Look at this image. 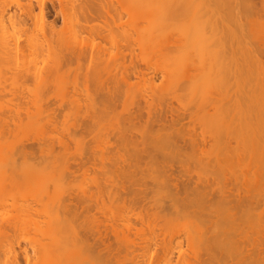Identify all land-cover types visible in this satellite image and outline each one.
Wrapping results in <instances>:
<instances>
[{
	"label": "bare ground",
	"instance_id": "obj_1",
	"mask_svg": "<svg viewBox=\"0 0 264 264\" xmlns=\"http://www.w3.org/2000/svg\"><path fill=\"white\" fill-rule=\"evenodd\" d=\"M6 1L7 0H0V3L5 2L4 4H6ZM22 1L23 0H16V6L20 14L18 16H11L9 19L7 16L5 19L4 16L11 9V6L7 7L8 4H1L0 6V9H2L0 10V54H5V56L4 54L0 56L6 58L11 55V57H13L15 53L19 54L21 51L24 53L25 51L22 49V44L27 43L28 45H25L31 47V49L33 47L35 48V51L33 49L30 51L29 47L26 49L25 46H23V48H25L26 51H30V53H33V51L36 53L38 50L39 52L46 51L47 54H50H48L49 57L53 53L52 56L54 55L57 59H55V62H58H54L55 67H57V64L60 65H58L59 69L58 67H52L54 70L51 69V71H55V69L60 70L63 67L61 65H65L64 63L67 61L66 57L60 58L55 55L65 50L70 57L68 59L69 61H67L68 63H73L74 61L79 62V65H81V63H86L89 75H95V77L89 76L90 78L88 79L87 73H84L86 76L82 74L87 77L88 81L90 80V86L94 85L95 87V89L93 86L91 88L88 87V90H90L86 93L87 97L90 98L89 101L92 99L90 101L91 104L93 103L96 106V94H100V108L97 109L100 110L101 113L99 116H104L105 120L106 117L108 120L116 118V114L120 116L123 111H120V115L118 114V103H120L124 97H131L133 92L134 96L136 95V97L141 100L140 102H143V105L145 104L142 107L139 106L138 110L133 112L130 111L126 115L124 112L127 111H124L123 115H121L122 119L121 116L120 119L116 118V120H120L119 123L116 124L119 126L118 129H120L117 133L118 138H116L118 142L167 141L166 144L169 146L171 154L173 153V157L179 154L177 158L181 156L182 158L180 160L183 161V156L187 155L184 154V151L187 152L189 150L185 149L186 146L184 145L190 146L189 148L194 152L197 150L199 151L201 144H203V142L201 143L198 140L230 139L228 141L222 140L223 143L220 141L223 145L224 153H228L227 155H229V153L233 154V161H235V163L237 162L236 164L240 167L244 166L242 164L240 165V163L245 160V167L247 170L249 169L248 171L250 173L247 172L245 175L235 174L236 184L233 183L235 184V193L230 189L228 190L225 186L218 188L217 191L213 190L216 191L213 192L212 189L209 188L213 187L208 186V183L205 184V186L198 184H195L196 186L194 185V187L190 184L184 186L187 181H184V187L179 188L182 184L179 183L180 180H176L178 183L171 184V187L167 184L163 187V189H166L156 191L150 188L149 185L144 184L145 186H143L142 180H138L135 176L136 174L132 173V171L130 172L131 168L126 166L124 169H121L124 170L123 172L121 171L122 175L120 174L118 179L116 178L114 181L112 180L113 182L111 181V186L106 183L107 181L105 182L104 186L109 185L111 192L104 193V190L101 192V189L100 192L96 191L95 193H99L97 196L95 195L96 203L93 201L96 206L93 204L94 206L89 205V207L83 208H81L82 206L79 204L74 206L72 201L74 199L70 197H64V199L62 198L63 196L57 197L59 204L55 207L47 206V201H49L51 197L50 191L45 189V187L44 189L40 188L42 190L37 187V189H32L30 192L28 190L22 201L14 199L9 201V197L6 199L5 196L2 197L3 195H0V260L5 258L4 263L7 264H32L31 261H35L33 262L34 264H264V183L258 181L260 178H263L264 181V175H262V171L264 172V0H194V2L192 1L194 8L189 6L188 11H184L183 9L181 13L180 10L178 12L181 14L179 18L185 20V22H182L184 24L188 22H190L189 24H193L190 25L193 27H190L189 24H185L186 27L188 26L187 29L183 27L181 31L179 30V32H181L179 33L182 39L181 42L178 40L180 36L176 39L178 43L175 42L176 37L174 40L165 42V44L171 42L170 45L166 44L168 49H171H167L168 51L164 52L162 50H166L167 48V46L164 45V41H161L163 48L161 44L158 46L159 49L161 48L160 50L158 48L154 49L156 42L154 47L151 45V49L149 48L150 51H152L153 48V52L159 51V54L163 53L161 56L165 55V52H167L165 59L168 57V59L171 60V57H175L172 61L176 58L178 59L177 56L179 55L181 59H183L182 57L185 58L187 63H185L184 60H182L181 63V60H177L180 66L176 67V60V62L174 61L175 63H172L174 66L173 71H176L175 74L180 75L177 77L178 81L173 72L172 74L169 73L168 65L167 67H160L155 63V60L154 63L152 59H147L152 62H146V59L142 56H140L139 59L136 51L138 49L139 53L143 52L144 45L149 38L144 31L148 33L147 29L153 26L150 24L151 26L149 25V27L146 28L145 25L143 26V24H141V19H137L138 21L136 20V18H138L136 16H140V12H137L135 15L132 8H134L136 2L140 0H134V2L131 0L132 4L134 3L133 7L132 4H130V0H71V3L66 0L65 4L61 0V5H55V0H53V5L50 9L47 8L48 6L45 0H36L41 10L39 17L34 15L33 0L28 1L27 4ZM188 1L191 3L190 0ZM14 2L15 1L12 3ZM181 2V7L185 8L187 6H185V1ZM2 5H4L3 7L5 8H3ZM163 8L165 9V7L162 6V9ZM168 8L167 10H169ZM175 11L177 12V10ZM21 15H24L25 18L23 17L24 19H22ZM141 15L143 17V14ZM50 17H52L51 21L49 20ZM123 17L130 21L121 20ZM57 19L62 21V26L58 24L61 26L60 28L57 26ZM28 21L30 24H34V28H31L30 31ZM131 22L132 26H137L136 29H131V25L129 26ZM134 22H137V24L133 25ZM163 24L161 25L163 26ZM125 26L128 27V29H125ZM162 26H158L159 29H155V27L152 29L155 34L153 35L155 37L157 36L156 40L154 36L150 35L153 41L158 42L160 39L164 38L165 27ZM160 27L163 30H161ZM2 28H4L5 34ZM192 28L194 31L189 30ZM13 29H17L19 33L21 30V33L26 37L23 38L22 34V37L19 36V33L17 34ZM6 30H13L14 32L12 33H16L15 36V34L13 35L10 31L12 39L15 36V41L10 38V34L7 36ZM140 30L141 33L143 32L144 35L146 34V38L148 37L147 40H143L144 44L140 42L142 41V37L140 36H144L143 33L139 35ZM150 30L151 29H149L148 34L151 32ZM158 30L160 33L156 35L157 33L155 31ZM47 31L49 33H47ZM161 31L163 34H161ZM168 31L170 32V30ZM48 34H50V36ZM160 34L162 37L158 40ZM17 38L20 40L19 46H21L22 50L19 49L18 42H16ZM76 38L78 41L83 38L86 41H83L86 45H83L80 49H76V46L79 47L76 45L79 43ZM12 42L17 44L13 45L11 44ZM74 42L75 47L73 46ZM151 42L149 41L150 44ZM158 43L156 45H158ZM148 44L146 43V47H148ZM173 44L174 47H172ZM175 44L178 45L175 46ZM66 45L67 48L65 47ZM86 46L87 48L84 49ZM60 47L62 50H59ZM141 47H143V50H141ZM190 48H193V52H196L193 54ZM111 49H115L114 51L116 52L112 50L113 53H111ZM146 49L148 48H145V50ZM56 50L59 52H57L58 54L54 53ZM181 50L185 52L183 53ZM39 52L38 54L41 56L42 53ZM188 52V56L185 57ZM6 53H8V55H6ZM27 53L29 54V52ZM171 53L173 56H171ZM182 53L183 56L181 55ZM17 54L15 57L16 59L19 57H17ZM169 54H171L170 58ZM190 54H193L192 57L195 59L193 62L191 57L192 66L190 65ZM187 57H189V59H187ZM116 59H118V61ZM19 60L20 59H18V61L16 60L17 64ZM113 60L117 61V64L114 63ZM136 60L139 61L136 62ZM59 61L62 64H60ZM128 61L130 62L129 65L126 64ZM168 63L170 62L168 61ZM20 65L19 67L13 65V69L8 68L7 75L13 78L15 77V79H13L14 81H17V78H26V76L32 80L35 78L38 79V72L37 75L34 69H30V67H28L27 70L25 69V73H23V75L25 74L26 76L21 75L22 73L18 74L21 72L20 70H18V72L16 71L15 74L14 69H19ZM77 67L78 66H76V68L71 67L72 71L73 69L75 72L76 70L79 71V68H81V70L82 68H86V70L83 69L82 71H87L86 66ZM102 67L104 70L100 74L101 77L99 76L97 80L96 73L97 76L99 74L97 70L99 71ZM170 67L172 66L170 65ZM178 67L182 72L177 70ZM172 68L170 71H172ZM190 68L193 73H191V70L188 71ZM28 70L31 72V74H29L31 78L28 76ZM57 70L55 71L56 74L59 72ZM116 71H118L120 76H116ZM177 71L180 72L177 73ZM33 72L35 73L32 74ZM104 73L107 75L106 77L104 76L105 78L102 76ZM159 73L163 74V77L165 76L164 74L169 73V79L171 75V78H176L174 81L172 80L173 82L171 81L172 84H169L171 86L170 89H172V87L175 88L177 85H180L179 88L182 92L185 89L186 92H183V94H185L186 98L189 100L185 97L184 99L187 100V104L188 102L190 103V107L189 104L183 103L186 102L185 100H179L181 96H184L183 94L180 96L176 95V91H172L175 94H173L170 89V91H167L168 87H166V84L170 82L168 81L169 79L167 80L165 77L168 83H166L165 80L164 84L162 82V85L159 84L156 79ZM183 73L184 75H181ZM35 74L37 76H34ZM48 74L50 77V73ZM108 74L110 77H108ZM5 76L4 74V77ZM79 76H81V74H79ZM74 78L76 79L75 76ZM183 78L184 82H181ZM50 79H52V77L49 78V80ZM10 80L12 81L11 78ZM44 80H46V74ZM44 80L42 81L44 82ZM39 81L38 83L42 85L43 82ZM96 84L98 85L95 86ZM92 89L97 90L99 94L96 91L95 93ZM190 89H193V91ZM126 90L132 92L129 94L130 96L126 93ZM164 90L166 92H164ZM76 91L75 89L73 93ZM179 92L177 91V94ZM192 93L193 95L196 93V95L193 96ZM78 94L79 93H77V96ZM170 95L172 98H170ZM191 95L193 99H190ZM75 96L76 94L72 97L70 96L73 99L71 105L72 108L74 107L73 110L78 113L79 107L77 106H80L78 105L80 103L74 106L75 103L73 104V101L75 102L74 99H76V101L78 99V102L80 100L77 96L74 98ZM155 96L156 98L153 99ZM157 96H161V101L164 102V100H166L165 102L167 104L165 105V103H163L166 106L164 113L161 112L156 116L151 113L148 107H150L152 99L158 100ZM167 97L168 99L170 98L168 101ZM190 100H192V102H190ZM175 101L177 103L180 101V105L183 103V106L187 105L189 108H183L185 109L184 111H180L177 108L175 109V107H173ZM93 104L92 108L94 109L95 106ZM110 114L113 115L111 118H109ZM146 114L147 117H145ZM107 115H109V117ZM124 121L127 127L126 124H124L125 127L122 125ZM95 124L98 123L96 122ZM120 124L124 129H122L123 127L120 126ZM74 128L75 130L72 132V135L76 138V140L73 138L74 141L77 142V137L80 136L81 129L78 128V126L76 127V125ZM89 128L90 127L87 126L83 129L87 130ZM113 128L115 127L113 126ZM82 133H84V131ZM239 138H254L258 142L251 140L249 142L252 143V146H249L250 143L248 144L245 140L244 142L246 144L243 140L240 142L241 139ZM231 139L238 143V145L233 147V141ZM181 140H183L182 143L184 145L181 144ZM77 143H79V141ZM240 143H244L245 146V150H242V152L240 151V147H242ZM250 147H253L252 153L254 151V154L249 150ZM14 148L10 149V151L15 150ZM28 148L30 147H24L22 151L23 156L30 155V150H27ZM33 150L35 149L31 150V155H34L38 149L35 152ZM221 153L218 155L220 156ZM224 153L223 156H227L224 155ZM5 156L8 158L7 155ZM23 156L21 154L19 155V153L15 155L17 162L18 159H23L20 164L15 163V159H11L13 162H10L9 159L8 162L2 163L1 160L4 156H2V158L0 157V177L5 176L9 178V180L6 179L3 181L6 182L8 180L9 183L6 182L7 186H5L6 183L5 185H1L2 187L5 186L2 191L5 190L8 193H11L12 189H14V192L15 190L19 191V186H17L19 185L18 183L21 184L24 180V183H26L30 181V179L33 180L34 177H37L35 175L38 174H36L38 171H33V168H35L34 165L32 166L31 163L26 162V160L24 161V159L27 158ZM55 156L56 154L54 157ZM169 156L172 157L171 155ZM175 157L174 159L177 160ZM12 158L14 157L12 156ZM154 160V157L148 159L152 164ZM170 160L173 161L172 159ZM217 160L220 161L216 164L221 166L222 159L217 158ZM151 162H145L147 168L150 167ZM62 164L64 167V163ZM85 164L88 167V164L84 162V165ZM169 164H171V167ZM169 164L167 165L169 166L167 167L168 170L165 169V167L162 168V170H167V172L164 171L163 173H166V177L168 176L167 174H169V180H173L174 176L172 172H174L175 169L172 163ZM179 164L182 165L183 163L181 162L178 163V165ZM223 164L224 163H222V165ZM248 164L250 168L247 167ZM81 165L82 164L78 166H80L83 172L84 166L82 165V168ZM52 167L56 166L54 165ZM75 167L77 168V166ZM217 168L219 167L217 166ZM81 169H79V171ZM252 169H254L255 173H252ZM224 170L222 169V171ZM43 171L45 172L46 168L45 170L43 169ZM79 171L77 169L75 174H79ZM66 173H68L67 170ZM226 173H224V175ZM120 176H123V178ZM60 178L56 180L59 181ZM58 181H56V183ZM96 182L95 184L98 190L101 183L98 185V182ZM209 183H211V181ZM231 183L232 182H230V184ZM139 184L142 189L139 188ZM15 187L17 189H15ZM20 188L21 187H19V189ZM241 191L244 194L243 197L241 196ZM52 195L53 194H51V196ZM92 197L93 196L87 198ZM190 197L196 198V201L193 198L190 199ZM57 198L55 201H57ZM52 199L54 200L55 197L51 198V200ZM60 199L64 200L60 201ZM105 199L112 202L122 200L125 203L124 206L120 207L121 209L117 208V210L112 211L110 207L106 210L104 206L106 202ZM45 206L48 207L47 211H45ZM49 207L53 209L51 212ZM8 211L11 213L9 214ZM94 212L102 217H97ZM152 216H154V220L155 216H157L164 222H171L173 219L175 220L178 217H183L187 219L189 223L186 226L185 232L180 230L175 233L170 227L168 228L167 225L163 224L160 226L156 223L157 221H155L156 224L150 223ZM35 217L36 219L38 217L41 219L42 217V220L40 221L38 218V220L34 221ZM41 222H44L43 224L46 226L45 231L43 230V226L42 228L40 226ZM159 223L161 224V222ZM28 228H31L33 232L37 230L39 233L42 230L41 236L45 233L47 235H43L42 238H46L40 240L41 242L36 244L34 241L29 240L27 236L23 237L25 234L31 232ZM144 228H146V231L143 230ZM133 237L135 238L132 239ZM34 258H38V262ZM6 259H8V262ZM2 262L3 260H1L0 263Z\"/></svg>",
	"mask_w": 264,
	"mask_h": 264
},
{
	"label": "rangeland",
	"instance_id": "obj_2",
	"mask_svg": "<svg viewBox=\"0 0 264 264\" xmlns=\"http://www.w3.org/2000/svg\"><path fill=\"white\" fill-rule=\"evenodd\" d=\"M13 1H15V2L12 3ZM23 1H24V3L27 4L28 1H30V0H23ZM45 1H46L47 6H48L47 8L50 9V7H52V5H53V2H52L53 0H45ZM67 1L69 3H71V0H67ZM132 1L134 2V0H132ZM160 1L162 2V5H161V2ZM181 1H183V2L185 1L184 2L185 3V6L187 5L185 8L184 7L183 8L181 7L182 6L181 5L182 4ZM192 1L194 2V0H190L191 3H189L188 0H178L179 5H180L179 6L177 0H174V2H173V0H163V1L162 0H145V1L144 0H140V1H137L136 4H135V6H134V3L132 4V2L130 0V4H132V7L134 6V8H132V10L134 11L135 15L137 14V12H140V13L142 12L141 14H143V17H142V15L139 13L140 16H136V17H138V18H136V20L137 19L138 20L141 19L140 20L141 21V24H143V26L145 25L146 28L149 27L150 24L153 25V26L150 25L151 28L149 27L147 29L148 33H149V29H151L150 30L151 31L150 34H148L146 31H144V33H146L149 36V38L147 37L148 38V41L146 42L147 44L149 43V41L151 42V40H152V37L151 36H154L155 35L154 32H153V30H152L154 27H155V29H159L158 26H162L161 24H163V22H164V24H163L162 27H165L164 28V30H165V32H164V38L160 39V37H162L161 34H163L162 31H161L162 33L160 34V36H158V40L160 39L158 41L159 43L157 41H153L152 40L151 44L150 43L148 44V47H146L147 45L145 43V45H144L145 47L144 48L141 47V50L144 49L143 52L140 51L141 53H139V51L137 49L136 52H137V54L139 56V59H140V56H142V57H144V59H146V62L147 61L148 62H152L153 61V63H154L156 61L155 63L158 66H160V67H165V66L167 67V65H168L169 66V69L168 68L167 69L169 70V73L170 74H172V72H173V74H175V72H176V71L175 72L173 71L174 70V66H173L172 63H175L177 60H181L180 63L182 62V60H184L185 63H187L184 57H182L183 59H181V57H179L180 55L177 56L178 59L176 58L175 59L176 61L175 60L172 61V59L175 58V57H173V58L171 57V56H173L172 53H171L172 55L169 54V58L171 57V60H169L168 57L165 59L167 52H165V55H163L164 56L163 57V56H161L163 53L162 54H159L160 53L159 51L153 52V50L156 49V48L159 49V47H158V46H160L159 44H161L162 45L161 47L163 48V44H162L163 41H164V45H166L168 43L165 44V42L174 40L175 37H176L175 38V40H176L180 36L179 33H181V32H179V30L181 31V29L183 27H184V29H187L188 26L186 27L185 24H189L190 22L184 24L182 21L185 22V20H182L181 18H179V16L181 15L180 13L182 12L183 9H184V11H186V10L188 11V9H189L188 7L189 6L191 8H194V4H192ZM62 2L65 4L66 0H62ZM142 2H143V4H142ZM4 3L5 2L0 3V6H1V4H4ZM32 4L34 5L33 6L34 7V15H36L37 17H39L40 16L39 14L41 13V10H40V7L38 5V1L33 0L32 1ZM54 4L55 5H61V0L60 1L59 0H55L54 1ZM4 5H7V7L8 6H11V9H12V10L10 9L8 11V13L4 16L5 19H6V16L9 19V17H11V16H18L20 14V12L18 10V7L16 6V0H7L6 1V4H4ZM4 5H2V7ZM160 6H161V8H160ZM162 6L165 7V9L164 8L162 9ZM172 6H173V8H172ZM168 7H170V8H168ZM3 8H5V7H3ZM167 8L169 10H167ZM161 9H162V11H161ZM0 10H2V9H0ZM175 10H177V12ZM146 11H148V12H146ZM179 11H180V13H178ZM144 13H146V14H144ZM166 14H168V15H166ZM23 17H24V15H21V18L22 19L25 18V17L24 18ZM124 17L121 20H125V21L128 20V22L130 21L129 19H127V18L125 19ZM148 17H149V19H148ZM51 18L52 17L49 18L50 21L52 20ZM131 18H132V16H131ZM56 21H57L56 22L57 23V26L60 28L62 26V21H60L59 19H57ZM28 23H29V26H30L29 27V31H30L31 28L32 29L34 28V24L33 23L30 24L29 21H28ZM154 23H156V24H154ZM58 24L61 25V26H59ZM131 24H132V22L129 24V26ZM135 24H137V22L136 23L134 22L133 25H135ZM138 24H139V22H138ZM191 24H189V26ZM139 25H138V27H139ZM126 26H128V25H126ZM126 26H125V29H128L129 26L128 27H126ZM190 27H193V26H190ZM132 28L133 29H136L137 26H132L131 25V29ZM3 29L4 28H2V30ZM139 29H140V27H139ZM0 30H1V28H0ZM13 30H15V29H13ZM13 30H9V31L6 30L7 36H9L10 31H11V33L14 32ZM16 30H15V32H17V34H18L19 33L18 30L17 31ZM141 30L139 32V35L141 33ZM161 30H163V29L161 28ZM168 30H170V32ZM189 30L194 31L193 28L192 29H189ZM182 31H184V30H182ZM3 32L5 34V31L4 30H3ZM21 32L22 31L20 30L19 36H21V34H22ZM155 32L157 33L156 35H158V33H160L159 30L158 31H155ZM29 33H31V32H29ZM47 33H49V32L47 31ZM142 33H141V35H142ZM144 33H143V35H144ZM12 34L13 35L15 34V36H16V33H12ZM39 35H40V33H39ZM48 35L50 36V34H48ZM15 36L12 39V36L10 34V38L13 41L16 40ZM19 36H17V37H19ZM144 36H140V37H142L141 38L142 41H140L141 44H144L143 43V40H147L146 36H145V38H144ZM25 37L26 36L23 35V38H25ZM150 37H151V40H150ZM23 38H22V41H23ZM155 39L157 40V36L155 37ZM26 40H28V39H26ZM80 40H81V43H80ZM178 40H180L179 42H181V40H182L181 39V36L178 38ZM178 40H176L175 42H177ZM19 41L20 40L17 38V41L16 42H18V46L20 45L19 44L20 43ZM77 41H78V39H77ZM83 41H85V40L83 38H81L78 41L80 43V45H79V43L76 44L79 47H77V46L75 47L74 46V44H75L76 41L73 43V46L76 49H78V48L80 49V47L82 48L83 45L84 46L86 45V43H85L86 41L85 42H83ZM155 42H156V44L158 43V45H156ZM170 43L168 45H170ZM11 44L14 45V44H17V43L12 42ZM25 44H27V43H24L22 45L25 46L26 49H28V47H29V46H27L28 44L27 45H25ZM154 44H155V47H154ZM151 45H153L152 47H154V49L152 48V51H150ZM176 45H178V44H175V46ZM23 46H22V49L25 52L23 53L21 51V53H19L21 55V57L17 53H15V56L11 57L12 55L10 54V52H9V54L11 56L10 55L9 56L13 60L10 57H8V56H7L8 57V60H7V57L5 58V57L0 56V157L2 158V156H4V158H2V160H1L2 163L3 162H8L9 159H10L9 160L10 162H13V161H11V159L12 160L15 159V161H16L15 163H19L20 164L22 162L21 160H23V159H21V160L18 159V162H17V159H16L15 155H17V153H19V155L21 154L23 156L22 151H23L24 147L25 146H26V148L27 147H30L31 149L30 148L27 149V150H30V152H29L30 155L29 156H23L24 158L25 157L27 158V159H24V161L26 160V162L31 163L32 166L34 165L35 168L32 167L33 168V171H38V172H36V174L37 173L38 174L35 175L37 177L36 178L34 177L33 180H31V179H30V181L26 180V181H28L26 183H24V181H25L24 180L23 183L22 182H21V184L18 183L19 185H17V186L21 187L22 189L21 188L19 189V187H18V190L19 191H16L15 190V192H14V189H12L11 190V193H8L5 190L2 191L4 189V187L7 186V183L6 182L9 183V181H8L9 178L8 177L6 178L5 176L0 177L2 179V181L0 179V186L2 184L5 185V183H6L5 186L3 185L4 187H2V186L0 187V191H1L0 195L1 196L3 195L2 197L5 196L6 199H8V197H9V199H8L9 201H11L13 199L14 200H18V201H22L23 197H25V195L27 194L26 192H28V190L30 192L32 189L35 190L36 187L38 189H40V188L44 189V187H45V189H48L50 191V197L51 198H54L55 197L54 200L53 199L51 200V198H50L49 201H47L48 202L47 203V206H54L55 207L56 205H58L59 204L58 198L60 196H63L62 198H64V197L65 198L70 197V198L74 199V200H72L73 203H74L73 204L74 206H76V204H79L80 206H82L81 208H83V207H89V205L90 206H94L93 204L96 203V201H95V199H96L95 195L97 196L99 194V193L97 194L95 192L96 191L97 192H100L101 190H102L101 192H103V190H104V193L105 192H109L110 191V186L112 185L111 184V181L112 180L114 181L116 178L118 179L119 175L120 174L122 175V172L124 171V170H121V169H124L126 166L128 168L129 167L131 168L130 172L132 171V173L136 174L135 176L137 177L138 180H142L141 182H142V185L143 186L149 185L150 188L155 189L156 191L157 190L159 191V190L166 189V188L163 189V187H164V185H167V184L170 185L169 187H171V184L178 183V181H176V180H180L179 183H182V184L179 186V188L184 187L185 185H189V184L191 186H193V187H194L195 184L204 185L205 186V184L208 183V186H212L213 187V188L209 187L210 189H212V191L213 190H216L217 191L218 188H221V187H224L225 186L228 190L230 189L232 192L235 193V184H236V176H235V174L245 175L247 172H249L248 171L249 169L247 170V168L245 167L246 166L245 163H244L245 160L240 163V165L242 164L244 166H241L240 167V166H238L236 164L237 162L235 163V161H233V159H232V157H233L232 155L233 154H230L229 153V155H227L228 153L227 154H226V152L224 153L223 145H222L223 141L222 140L225 141L227 139H204V140H198L201 143L203 142L204 145L201 144V147H200V150H199L200 152L197 150L198 152L197 151H194L195 153L193 151H191L192 149L189 148L190 146L188 147V145H184L182 143L183 140H181V144L184 145V146H186L185 149H187V150L189 149V150L187 152L184 151V154H187L188 156L187 155L185 156L183 154L184 155L183 156L184 159H182L183 161L180 160L182 158L181 156L179 158H177L179 154L178 155L176 154V157L174 156L175 158H177V160L179 162L176 159H174V157L172 155L173 153L171 154V150L169 151V146L166 144L167 141L118 142V140L116 138H118V136H117L118 134L117 133H118V130H120V129H118L119 126H117L116 124H118L120 120L118 121V119L116 120V118H119L120 119V116L123 115V112L124 111H127V112H124V114L126 115L130 111L133 112L135 110H138V107L139 106L142 107V106L145 105V104L144 105L142 104L143 102H140L141 100H139L138 97H136V95L134 96V94H133L134 92L132 93V92L126 90V93L128 95L130 93H132L131 94L132 96L125 98L124 95H123L124 98H122V101L120 100L121 102L118 103V105H119V107L117 106V109H118L117 111L119 112L118 114L120 115V111L121 112L123 111L120 116H118L116 114V118H113L111 120H108L107 117H106V120H105V117L104 116L103 117H101L102 115L99 116L101 114L100 113V110H97V109L100 108V106H99V104H100V101H99L100 100V97H99V95L100 94L97 92V90H93L92 89L94 92L96 91L99 94V95L96 94V99L94 98L95 99L96 106L92 103L95 106L94 109L92 108V104L90 102L92 99L89 101L90 98L87 97V94L86 93H87V91L90 90V89L88 90V87L91 88L92 86L94 87V85H91L90 86V84H91L89 82L90 80L89 81L87 80V77L89 79L90 78L89 76H92L93 74L92 75L91 74L89 75L88 67H87V64L86 63L85 64L84 63H81V65H79V62H77V61H74L73 63H71V62L68 63L67 61H69L68 59L70 58L69 55H68V52H66L64 50L65 53H64V51L63 52L60 51V53H59L56 50V52H54V53H57L58 52L59 54L57 53L58 55H55V56H58L60 58H64V57L67 58V61H66L67 62V65H66V62L64 63V61H63V63L65 64V65H61V66H63L62 67L63 69L62 68L60 70L55 69V71L56 70L59 71L56 74L55 71H51V69H53L55 67L54 62H55V59H56V57H54V55L52 56L53 53L49 57L50 54L48 53L49 54L48 55L46 51L39 52V50H38L39 53H42L41 56H40L38 54V52H36L37 54L34 53V51H35L34 50L35 49L34 47L32 48L34 50L33 53L32 52L30 53V51H32L31 47H29L30 48L29 49L30 51H28V50L26 51L25 48H23ZM65 47L67 48V45ZM65 47H63V48H65ZM172 47H174V44L172 45ZM57 48H58V46H57ZM85 48H87V46L84 47V49ZM145 48H148V49L150 48V49L149 50L146 49L147 50V52H146ZM19 49H21V46H19ZM60 49H61V47L59 48V50ZM167 49H168V46H167L166 50L163 49L162 51L163 52L164 51H168L171 48H169L168 50ZM175 49H176V47H175ZM112 50L114 51L115 49H111V53H113ZM174 51H172V52L175 53ZM190 51L193 52V48L192 49L190 48ZM27 52H29V54ZM114 52H116V51H114ZM181 52H183V51L181 50ZM194 52H196V51H194ZM194 52H193V54H194ZM142 53H144V54H142ZM177 53L180 54L179 52H177ZM183 53L181 54L182 56H183ZM1 54H4V53H1ZM16 54H17V57L19 56L17 59L15 58L16 57ZM188 54H189V52L187 53V55H185V57L188 56ZM193 54L192 55L190 54L191 56L189 55L190 56V65L191 66L193 64V63L191 64V57L193 56ZM6 55H8V53H6ZM38 55H39V57H38ZM4 56H5V54H4ZM18 59H20L19 62H18V64L19 65L21 64V65H20V68L19 69L18 68L17 69H14L15 74H16V71L18 72V70H20L21 72L18 73V74H21L22 73L21 75H23V73H25V69L27 70L28 67H30V69H32V70L34 69V71L36 72V74L38 72V74H39V75L37 74L38 75V77H37L38 79H36V78L34 80L29 79L24 74L23 76H26V78L25 77L22 78V79L21 78H17V81H14L13 79H15V77L13 78L12 76L7 75L8 74V72H7L8 68L13 69V67H12L13 65L14 66H17L18 65L17 64ZM147 59H152V61H149ZM187 59H189V57H187ZM192 59H193V62H194L195 59L193 57H192ZM116 60L118 61V59H116ZM117 61H114V63H116ZM138 61L139 60H136V62H138ZM168 61L170 63H168ZM184 61H183V63H184ZM82 62H84V61H82ZM55 63H58V62H55ZM59 63H60V61H59ZM188 63H189V61H188ZM60 64H62V63H60ZM126 64L129 65L130 62L128 61ZM178 64H179V62L177 61L176 67L177 66H180ZM19 65L17 67H19ZM58 65L59 64H57V67H58ZM74 65H75V67H74ZM139 65H141V64H139ZM170 65L173 68L170 67ZM35 66H36V68H35ZM76 66H78V67H82V66L85 67L86 66L87 67V71H84L83 72L82 70L84 68H82V70H81V68H79L82 72L80 70L79 71L76 70V72H75L74 69L72 71L71 67L76 68ZM31 67H33V68H31ZM57 67H55V68H57ZM171 68H172V71H170ZM58 69H59V67H58ZM39 70H40L41 73L39 72ZM84 70H86V68ZM103 70H104L103 67L101 69H99L100 72L97 70V72L99 73L98 76H97V73H96L97 80H98L100 74L103 72ZM177 70H180L179 67L177 68ZM182 70H184V69H182ZM190 70H191V68L188 71H190ZM14 71H12V72H14ZM120 71H119V73H120ZM180 71H177V73H179ZM12 72H10V73H12ZM28 72H29V70H28ZM35 72H33L32 74H34ZM48 73H50V77L48 76L49 75ZM84 73H87L88 76L85 77L86 75ZM115 73H116V76H120L118 74V71H116ZM186 73H187V71H186ZM191 73H193L192 70H191ZM4 74L6 75L5 77H4ZM29 74H31V72L28 73V76H30V78H31V75H29ZM36 74L34 76H37ZM45 74H46V80L48 78L47 81L44 80L45 79ZM79 74H81V76H79ZM82 74H84L85 76L82 75ZM159 74L156 76V79L158 80L159 84L162 85V83L164 84L166 78H167V80L169 79L170 74L169 75L168 74H164L165 75L164 77L162 76L163 74H161V73H159ZM178 75L175 74V77L177 78ZM181 75H184V73L181 74ZM74 76L76 77V79L74 78ZM102 76L103 77L104 76L106 77L107 75H105V73H104ZM191 76H192V74H191ZM9 77L12 79V81L10 80ZM40 77H42L43 79L40 78ZM51 77H52V79L49 80V78H51ZM92 77H95V75L92 76ZM108 77H110L109 74H108ZM171 77H172V75H171ZM171 77L168 80V81H170L169 83L166 80V83H168V84H166L167 85L166 87H168L167 91H170V90H171V92L172 91H174V92L176 91L175 92L176 95H180L181 96V94H183V92H186L185 89L182 92L181 89L179 88L180 85H177L175 88L172 87V89H170L171 86L169 84H172L171 81L172 80L174 81V79H176L175 77H173V78H171ZM39 78H40V81L41 82H43L42 80H44V82L42 83V85L40 83H38ZM184 78H183V80L181 79L182 80L181 82H184ZM176 80L178 81V78ZM1 82H3V83H1ZM135 82H137V81H135ZM9 83H10V85H9ZM177 84H179V83H177ZM97 85L98 84H96L95 86H97ZM157 85H158V83H157ZM44 86H45V88H44ZM75 89L77 91L75 93H73V91ZM94 89H95V87H94ZM190 90L193 91V89H190ZM133 91H135V90H133ZM177 91L178 92L180 91L182 93L179 92L180 94L179 93L177 94ZM68 92H69V94H68ZM164 92H166V91L164 90ZM195 92H196V90H195ZM44 93H45V95H44ZM77 93H79L78 96H77ZM175 93H173V94H175ZM193 93H192V95H193ZM74 94H76V96L80 100L79 102H78V99H77V101H76V99H74L75 102L73 101V104L75 103L74 106L77 105L78 103H80V104H78L80 106H77V107H79L78 113L73 110L74 107L72 108V105H71L72 100H73L71 97ZM88 94L92 95L91 93H88ZM173 94H172V96H173ZM183 95L184 96H181V97L179 96L180 97L179 100H182V101L185 100L186 102H183V103L184 104H187V100H189V99L186 98L185 94H183ZM187 95H188V93H187ZM192 95L190 96V99H193V98H191ZM195 95H196V93L193 96H195ZM76 96L74 98H76ZM158 96H157L158 100H156V99L153 100L154 98H156V96L153 97V99L151 97V99H152L151 100V103H150L151 105H150V107H148L150 109L151 113H153L156 116L159 115L161 112L164 113V111L166 110L165 109L166 108L165 105L167 104L165 102L166 100H164V98H163V100H164V102H163V101H161V99H162L161 96L160 97H158ZM172 96L170 95V98H172ZM97 97H98V99H97ZM184 97L187 100L184 99ZM188 97H189V95H188ZM169 99L167 97V101ZM45 100H46V102H45ZM149 100H150V98H149ZM182 101H181V103H182ZM190 102H192V100H190ZM163 103H165V105ZM183 103L180 105V101H178V103L175 101L173 103V105H174L173 107H175V109L177 108L180 111H184L185 109H183V108H186L187 109V108L190 107V103L189 102H188L189 107L187 106L188 104L186 106H183L184 105ZM36 104H37V106H36ZM181 106H182V108H181ZM146 110H147V108H146ZM107 116L109 117V115H107ZM111 116H113V115L110 114V117L109 118H111ZM114 116H115V113H114ZM145 117H147V114H146ZM101 118H102V120H101ZM121 119H122V116H121ZM144 120H145V118H144ZM94 122L95 123L97 122L98 124H95ZM121 124H120V126H122V125L124 126V124H126V122L124 121V123L122 125ZM142 124H143V121H142ZM75 125H76V127L78 126V128L81 129V131L79 130L81 134L78 133L80 136L77 135V136H79V137H77V140L79 141L80 144L77 143L78 141L77 142L74 141V139L76 140V138L72 135V132L75 130V128H74ZM87 126H89L90 128L87 129V130L83 129L84 127H87ZM113 126L115 128H113ZM124 127L122 129H124ZM126 127H127V124H126ZM83 131H84V133H82ZM119 132H121V131H119ZM110 135H111V137H110ZM239 139H241V141L239 140L240 142H242V140L244 142V140H245V141L248 142V144L250 143L249 141H251V140H255L256 142H258L254 138H252V139L251 138H239ZM228 140H230V139H228ZM260 140H262V139H260ZM177 141H180V140H177ZM169 142H172V141H169ZM244 143H242V144L240 143L241 144L240 146H242V147H240V151L241 152H242V150H245ZM262 143H263V141H262ZM232 145L234 147V146H237L238 143H236V142L233 141V144ZM249 146H252V143H250ZM21 147H22V149H21ZM13 148L15 150L10 151V149H13ZM16 149H17V151H16ZM32 149H35V150H33L34 152L38 149L34 153V155H31V150ZM252 149H253V147L252 148L250 147V149H249V150H251V153H252ZM201 150H202V152H201ZM3 151H4V153H3ZM196 152H197V154H196ZM5 153H7V154H5ZM220 153H221V155L219 156L218 154H220ZM223 153H224V155H227L228 156V159H227V156H223ZM254 153L255 152L253 151L252 154H254ZM55 154H56V156L54 157ZM5 155H7L8 158ZM169 155H171L172 157H170ZM174 155H175V153H174ZM195 155H197V156H195ZM12 156L14 158H12ZM150 157H154V159H155L153 164H152L151 161H148V159H150ZM223 157H224V159H223ZM217 158L218 159H222L221 166H219L218 164H216L218 161H220V160H217ZM144 159L145 160L147 159V160L145 161ZM170 159H172V160L174 159V160L171 161ZM180 161L183 163L182 165H180V164L178 165V163H181ZM58 162H60V163H58ZM84 162L88 164L89 169H88V167H87L86 164L84 165ZM145 162H148V163L151 162V164H150V167L151 168L150 167L147 168ZM62 163H64V167H63V164ZM77 163H79V164H77ZM169 163H172V165H174L173 167L175 169V171L172 172L173 173V176H174L173 180L172 179L169 180V177H168L169 174H167L168 175L167 176L168 179H167V177L165 175L166 173H163L164 171L167 172V170H168L167 167H169V166L171 167V164H169ZM222 163H224V164L222 165ZM53 164L56 167H52V166H54ZM59 164H60V166H59ZM74 164H75V166H77V168L74 166ZM80 164H82L84 166V168L87 167L86 168L87 170H86L81 165V167L83 168V172L86 171V172H84V175H83L82 169L80 168V166H78ZM126 164H128V165H126ZM168 164H169V166H167ZM66 165H67V167H66ZM217 166L220 169L217 168ZM164 167L167 170H164V169L162 170V168H164ZM181 167H183V168H181ZM247 167L250 168L249 167V164H248ZM42 168L44 170L46 168V171L44 172ZM132 168H133L134 172H133ZM77 169H78V171H79V169H81L78 172L79 174H75V172H76ZM222 169L223 170L225 169V170L222 171ZM66 170H67L68 173H66ZM190 171H191V173H190ZM242 171H244V172H242ZM253 172H254V169H252V173ZM224 173H226V174L224 175ZM262 173H263L262 175H264V172L263 171H262ZM81 175H82V177H81ZM87 175H88V177H87ZM208 175H209V177H208ZM120 177L123 178V176H120ZM252 177H253V174H252ZM57 178L58 179L60 178V180L59 181L56 180ZM96 178H97L98 185L101 183L99 185V187H98V190L99 191L97 190V187H96V184H95ZM209 178H211V179H209ZM215 178H216V180H215ZM6 179H8V180L6 182H3ZM188 179H190V180H188ZM55 180L58 181L57 182L58 185H57V183H56ZM192 180H194V181H192ZM218 180H219V182H218ZM221 180H222V183H221ZM170 181H172V182H170ZM184 181H187V182H185V184L183 186ZM190 181H191V183H190ZM210 181H211V183H209ZM229 181L232 182V183L230 184ZM258 181L261 182V183H264L263 178L262 179L260 178V180L258 179ZM105 182L107 184H109L110 186L109 185L104 186L105 185ZM233 183H235V184H233ZM140 184H139V186H140ZM216 184H217V187H216ZM57 186H59V187H57ZM139 188L142 189L141 186ZM15 189H17V188L15 187ZM42 189H40V190H42ZM216 191H213V192H216ZM17 193L18 194L20 193V194L18 195ZM51 194H53L52 195L53 197L51 196ZM55 194H57V195H55ZM14 195L17 196V197H15ZM90 196H93L94 198L93 197L92 198L94 200L92 198H87V197H90ZM241 196L242 197L244 196V194H243L242 191H241ZM56 198H57V201H55ZM192 198L195 199V201H196V198H194V197H192ZM192 198L190 197V199H192ZM64 199H60V201H63ZM103 199H104V197H103ZM93 201H95V203ZM105 201H104L105 202L104 203L105 209L107 210V208L109 209L111 207L110 210H112V211L113 210L114 211L117 210V208L118 209H121L120 207L124 206V203H125L122 200L112 202V201H109L108 199H105ZM95 206H96V204H95ZM45 208H46L45 211H47V208L48 207L45 206ZM51 208L49 207V209H51ZM52 210L53 209H51L50 212ZM8 212H9V214L11 213L10 211H8ZM94 214H96V212H94ZM96 215L99 218L102 217V216L100 217L98 214H96ZM153 217L154 216L151 217V222L150 223H153V224H156L157 223L160 226L163 225V224L164 225H167V227L168 228L170 227V229H172L175 233L177 231H180V230H183L185 232V230L187 228L186 226L189 223L188 220L185 219V218H183V217H178L175 220L174 219L171 220L172 223L169 222V221H168L169 223L167 221L164 222L160 218H158L157 216H155V220H154ZM38 218L36 219V217H35L34 218V221L35 220H38ZM39 220L41 221L42 220V217H41V219L39 218ZM155 221H157V222L155 223ZM159 222H161V224ZM43 223L44 222H41L42 225L40 224V226H41V228L43 226V230L45 231L46 230L45 229L46 226ZM28 229H30L31 232L29 231L30 233L25 234L23 237H26L27 236V238L29 240L34 241V243L37 244L38 242H41L40 240H44V238H46V237H43L42 238L43 235H47V234H45L43 232L44 234L41 236L42 230L39 233V231H37V230L36 231L34 230L35 232H33L31 230V228H28ZM145 229L146 228H144L143 230H145ZM134 238L135 237H133L132 239H134ZM42 242H45V241H42ZM5 257H7V256H5ZM31 257H33V256H31ZM7 258H9V257H7ZM4 259L3 258L1 259V260H3V262L0 263V264H7V263H4L5 262ZM34 259L37 260L38 258H34ZM1 260H0V262H1ZM7 260L8 259H6V261ZM32 260H33V258H32ZM33 262H35V261H31L32 264H34ZM37 262H38V260H37ZM9 263H10V261H9Z\"/></svg>",
	"mask_w": 264,
	"mask_h": 264
}]
</instances>
